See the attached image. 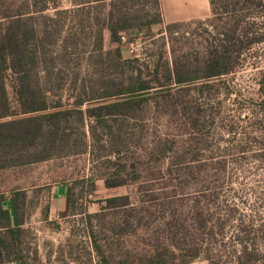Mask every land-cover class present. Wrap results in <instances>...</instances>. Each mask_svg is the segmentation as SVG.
Here are the masks:
<instances>
[{
  "label": "rangeland",
  "instance_id": "1",
  "mask_svg": "<svg viewBox=\"0 0 264 264\" xmlns=\"http://www.w3.org/2000/svg\"><path fill=\"white\" fill-rule=\"evenodd\" d=\"M59 3L61 7L55 8ZM51 5L40 20L41 29L49 32L45 42L49 52L45 63L48 70L40 71V77L46 74L49 76L47 81L52 82L48 86L51 89L48 98H63L68 102L80 94L99 95L102 80L118 76L121 68L108 64L106 56L93 40V20H86V28L82 29L76 24L79 16L70 12L69 0H54ZM151 6V2L143 1L140 7L148 11ZM21 8L26 10V0H0V16L6 11H19ZM66 10L68 12L63 13ZM58 11L61 15H57ZM218 12L216 18H226L222 10ZM167 15L166 20L176 17L169 12ZM248 16L253 21L264 23V3L251 10ZM88 17L102 19V10L94 9L86 19ZM48 18H55V23L48 22ZM205 28L195 24L181 27L173 35L172 43L170 35L162 33L165 26L159 25L153 28L155 38H150L146 31L127 37L130 42L123 48L124 55L128 59L137 58L153 69L162 52L171 58L173 47L179 51L189 47L200 51L207 38ZM208 28L213 30L211 26ZM104 35V51L115 48L110 42L109 32L105 31ZM263 48L260 47L258 54L247 55L246 65L236 73L217 80L220 92L214 99L198 100L202 108L215 116L208 129L209 141L203 151V161L195 166H203L206 172L215 171L214 174L220 175L215 188L206 192L207 199L203 197L204 185L200 184V178L198 183L192 181L179 191L178 206L163 208L162 204L169 200L165 187L167 178L158 173L148 156L157 140L155 133L164 139L167 134L169 136L170 129L147 105L138 110L137 119L121 118L110 122L108 127L98 126L95 138L88 128L72 122L70 148L76 152L55 156L49 161L0 170V190H6V194L25 190L27 194L21 232L25 263L101 264L94 248L93 230L97 242L105 247L110 263L118 264L136 251L151 250L157 244L154 237L158 232L164 239V224L172 220L173 212L181 217L174 219L186 221L188 232L200 239L195 205L201 203L200 206L207 210L205 216H213L205 219L210 222L208 230H213L214 236L206 235L204 242L215 255L217 264H233L234 255L240 248L236 242L240 228L253 227L255 231L264 223V168L252 159L259 152L258 145L244 143L253 119L249 106L259 99L257 82L264 64L258 68L254 64L264 62ZM257 56L261 57L260 61L255 59ZM228 85L234 92L230 96L225 93ZM10 94L15 104L11 90ZM181 134L183 140H189L192 134L189 126L185 125ZM83 149H86L85 153H80ZM119 151L120 162H117L118 157L114 156ZM106 180L123 181L124 185L108 188ZM59 184L72 189L75 201L65 215V199L62 200L56 188ZM153 191L159 194L155 201L148 197ZM115 196H129L131 205L127 209L102 210L105 200ZM232 210L237 211L238 218H232ZM192 264L211 262L201 257Z\"/></svg>",
  "mask_w": 264,
  "mask_h": 264
},
{
  "label": "trees",
  "instance_id": "2",
  "mask_svg": "<svg viewBox=\"0 0 264 264\" xmlns=\"http://www.w3.org/2000/svg\"><path fill=\"white\" fill-rule=\"evenodd\" d=\"M51 1L54 0H26V10H10L0 16V170L49 161L55 156L76 152L70 148L72 122H79L88 128L95 138L98 126L108 127L110 122L121 118L137 119L138 110L147 105L170 129L169 136L167 134L164 139L158 138L155 133L157 140L148 156L158 173L167 178L165 187L169 200L162 204L163 208L178 206L179 191L187 188L192 181L198 183L200 178V184L204 185L203 197L207 199L206 192L215 188L220 175L214 174L215 171L206 172L203 166H195L203 161V151L209 141L208 129L215 116L202 108L198 100L214 99L220 92L217 80L236 73L246 65L247 55L258 54L260 47H264V23L253 21L248 16L251 10L262 6L264 0H210L209 18L170 23L164 19L161 0H69L70 12L79 16L77 26L85 29L86 20L95 22L92 24L95 29L93 40L99 45L102 55L106 56L108 64L121 68V73L102 80L99 95L80 94L68 102L63 98L49 99L51 89L48 86L52 82L47 81L49 76L46 74L40 77V71L48 70L45 63L49 58L45 44L49 32L41 29L40 20L52 6ZM143 1L152 3L148 11L140 7ZM60 7V3L55 4V8ZM94 9L102 10V19H86ZM218 10H222L226 18H216ZM66 12L68 10L63 13ZM57 15L61 12L58 11ZM47 21L55 23V18H48ZM188 24L207 27V38L200 51H193L191 47L179 51L173 47L171 58L162 52L153 69L137 58L125 57L123 48L130 38L124 42L123 37H133L146 31L150 38H155L153 28L164 25L162 33H168L173 43V35ZM208 26L213 30H209ZM105 31L109 32L110 42L115 45V48L106 51ZM261 55L264 60V50ZM255 59L260 61L261 57ZM261 64L264 62L254 65L258 68ZM257 83L259 99L249 106L253 119L244 143L258 145L259 152L252 159L264 168V70ZM225 91L226 96L234 93L231 85ZM185 125L192 133L189 140H183L181 136ZM242 149H245L244 146ZM85 151L83 149L80 153ZM115 155L118 157L120 151ZM116 160L120 162V157ZM106 185L117 188L124 182L106 180ZM71 191L67 187L66 210L73 208L75 202ZM20 195L23 193L0 194V264H26L21 246L24 221L17 211ZM158 195L153 191L148 197L155 201L159 199ZM4 202L10 203V207L4 209ZM200 204L195 205L200 239L188 232L186 221L174 219L181 217L173 212L170 216L172 220L164 224V239L158 232L154 237L157 244L151 250L136 251L118 264H192L201 257L217 264L215 255L204 242L206 235L214 236V231L208 230L210 222L205 219L213 216H205L207 210ZM130 205L129 196H115L105 200L102 210L127 209ZM231 215L238 218L236 210H232ZM248 228H240V235L236 236L240 248L234 255L233 264H264V223L255 231L253 227ZM91 235L101 264H111L105 247L97 242L93 230Z\"/></svg>",
  "mask_w": 264,
  "mask_h": 264
},
{
  "label": "crops",
  "instance_id": "3",
  "mask_svg": "<svg viewBox=\"0 0 264 264\" xmlns=\"http://www.w3.org/2000/svg\"><path fill=\"white\" fill-rule=\"evenodd\" d=\"M161 3H162L164 19H165V15L166 17L168 16L167 12L176 16L174 19L171 20L165 19L166 23L189 22L195 19L205 20L209 18L211 14L210 0H161ZM56 188L58 189V193L62 195V200L65 199L64 201L65 208L63 209V211H66L67 185L59 184L56 186ZM21 192L23 193V195H20L18 199L17 211L19 212V217L24 218L23 212L26 204L25 198L27 197V194L25 190ZM0 194L6 195V190H0ZM6 207H10V203L6 204V202H4L3 208L6 209ZM46 213L48 214V212ZM47 218H49V215L47 216Z\"/></svg>",
  "mask_w": 264,
  "mask_h": 264
},
{
  "label": "built area",
  "instance_id": "4",
  "mask_svg": "<svg viewBox=\"0 0 264 264\" xmlns=\"http://www.w3.org/2000/svg\"><path fill=\"white\" fill-rule=\"evenodd\" d=\"M123 40H124V42H126L127 41V38L126 37H123Z\"/></svg>",
  "mask_w": 264,
  "mask_h": 264
}]
</instances>
